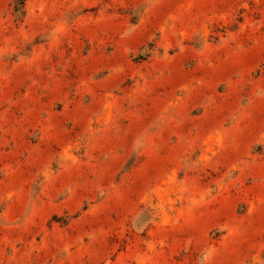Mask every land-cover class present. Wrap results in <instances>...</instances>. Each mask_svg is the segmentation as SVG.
Instances as JSON below:
<instances>
[{
	"label": "rangeland",
	"instance_id": "1",
	"mask_svg": "<svg viewBox=\"0 0 264 264\" xmlns=\"http://www.w3.org/2000/svg\"><path fill=\"white\" fill-rule=\"evenodd\" d=\"M0 264H264V0H0Z\"/></svg>",
	"mask_w": 264,
	"mask_h": 264
}]
</instances>
